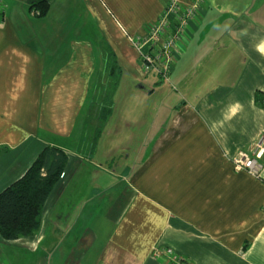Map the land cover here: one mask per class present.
<instances>
[{
	"label": "crops",
	"instance_id": "crops-1",
	"mask_svg": "<svg viewBox=\"0 0 264 264\" xmlns=\"http://www.w3.org/2000/svg\"><path fill=\"white\" fill-rule=\"evenodd\" d=\"M167 1L0 0V191L68 155L0 264H264V169L231 162L264 134V0H204L157 83L128 36Z\"/></svg>",
	"mask_w": 264,
	"mask_h": 264
},
{
	"label": "built area",
	"instance_id": "built-area-1",
	"mask_svg": "<svg viewBox=\"0 0 264 264\" xmlns=\"http://www.w3.org/2000/svg\"><path fill=\"white\" fill-rule=\"evenodd\" d=\"M203 1L191 0L185 4L179 0H168L157 19L147 25L143 35L128 36L139 55L144 73H153L165 81L169 80L171 66L181 50L180 42L187 36L189 23L196 19ZM2 11L0 7V13ZM263 160L264 134L259 136L249 153L239 150L231 157L235 170L245 171L255 177L260 176L264 169ZM184 261L180 257L170 260L171 264H186Z\"/></svg>",
	"mask_w": 264,
	"mask_h": 264
},
{
	"label": "trees",
	"instance_id": "trees-1",
	"mask_svg": "<svg viewBox=\"0 0 264 264\" xmlns=\"http://www.w3.org/2000/svg\"><path fill=\"white\" fill-rule=\"evenodd\" d=\"M41 12L48 4L41 2ZM109 113L103 105L101 117ZM68 163L65 150L45 145L24 172L0 191V237L14 240L34 234L40 225L42 207L55 185L61 180Z\"/></svg>",
	"mask_w": 264,
	"mask_h": 264
},
{
	"label": "rangeland",
	"instance_id": "rangeland-1",
	"mask_svg": "<svg viewBox=\"0 0 264 264\" xmlns=\"http://www.w3.org/2000/svg\"><path fill=\"white\" fill-rule=\"evenodd\" d=\"M147 74H150V75H151V73H147ZM155 80L157 81V83H163V82H166V81L163 80V79H157V78H156ZM162 81H163V82H162ZM107 128H108V127H107ZM105 140H106V139H105ZM105 140H104V141H105ZM101 141H102V139H101ZM104 141H103V142H100V145H101V153H102V154H101V159L99 158V160H100L101 162H105V161L102 160V159H103V157L106 158L105 152H107L105 148H103V152H102V145H104ZM108 153H109V152H108ZM126 156H127V154H118L116 157L112 156L111 159H109V160L106 159V165H110V163H111V165H114L115 162H117V161H118V163H119V162H121L120 160H126V159H125ZM130 156H131L130 159L133 160V159L136 158L137 154H131ZM111 160H112V162H111ZM128 163L131 164L132 161H129ZM63 176H64V175H63ZM61 179H62V178H61Z\"/></svg>",
	"mask_w": 264,
	"mask_h": 264
}]
</instances>
